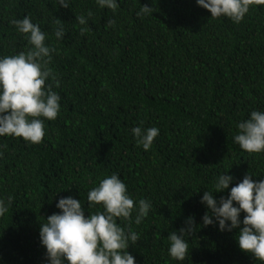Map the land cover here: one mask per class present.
Returning <instances> with one entry per match:
<instances>
[{
    "label": "trees",
    "instance_id": "trees-1",
    "mask_svg": "<svg viewBox=\"0 0 264 264\" xmlns=\"http://www.w3.org/2000/svg\"><path fill=\"white\" fill-rule=\"evenodd\" d=\"M148 5L153 15L136 13ZM88 18L81 34L76 16ZM30 16L56 49L51 67L61 85L55 120L46 121L40 144L0 137V264H46L40 225L60 210L61 197L81 199L117 173L136 200L152 207L129 251L137 264H264L240 249L233 231L203 226L201 196L228 171L264 179V153L234 143L237 122L264 110V6L250 9L239 24L211 18L196 0H119L116 12L95 0H0V56L26 50L28 42L10 21ZM65 36L55 37V21ZM109 19L115 24L107 27ZM159 128L152 148L136 143L131 128ZM88 210V211H87ZM193 216L184 261L168 255L169 233ZM243 218V214L241 215Z\"/></svg>",
    "mask_w": 264,
    "mask_h": 264
},
{
    "label": "clouds",
    "instance_id": "clouds-1",
    "mask_svg": "<svg viewBox=\"0 0 264 264\" xmlns=\"http://www.w3.org/2000/svg\"><path fill=\"white\" fill-rule=\"evenodd\" d=\"M68 8L71 0H54ZM101 8L116 12L119 0H95ZM196 4L211 13V18H227L233 23L243 21L250 9L264 6V0H196ZM154 7L143 5L138 17L153 15ZM76 16L81 34L88 31V18ZM28 42L26 50L0 56V137L22 138L30 144H40L47 133L46 121L55 120L61 110V97L53 90L59 88L58 73L51 67L56 49L47 43V33L33 23L30 16L10 21ZM115 24L109 19L107 27ZM55 37L64 38L66 32L59 19L55 21ZM234 143L248 152L264 153V110H252L246 119L237 122ZM136 143L145 151L152 148L159 128L140 125L131 128ZM3 152L0 151V156ZM220 174L214 190L207 189L201 203L207 208L203 226H216L220 231L239 229L236 239L241 250L264 262V179L253 180L247 173L231 186L227 197L216 193L229 190L234 177ZM87 208H98L86 215L81 199L61 197L56 203L59 212L45 217L40 225V243L46 249V264H137L129 248L138 240V233L126 231L118 221L136 225L148 216L152 207L146 198L134 199L126 183L117 173L99 180L88 190ZM9 203L0 199V216L9 211ZM243 214V218L241 215ZM195 218L189 216L178 231L169 233L168 255L184 261L188 255V237L196 232Z\"/></svg>",
    "mask_w": 264,
    "mask_h": 264
}]
</instances>
